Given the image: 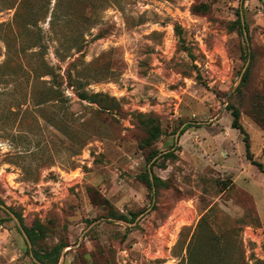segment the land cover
<instances>
[{
	"label": "rangeland",
	"instance_id": "374dc122",
	"mask_svg": "<svg viewBox=\"0 0 264 264\" xmlns=\"http://www.w3.org/2000/svg\"><path fill=\"white\" fill-rule=\"evenodd\" d=\"M263 86L264 0H0V264H261Z\"/></svg>",
	"mask_w": 264,
	"mask_h": 264
},
{
	"label": "trees",
	"instance_id": "16d2710c",
	"mask_svg": "<svg viewBox=\"0 0 264 264\" xmlns=\"http://www.w3.org/2000/svg\"><path fill=\"white\" fill-rule=\"evenodd\" d=\"M236 23L238 25H240L241 24L240 19H237ZM248 72H249V65L247 66V68H246V70L242 76L240 84L237 86V88L235 89L233 94L242 93V87L246 83V80L248 77ZM100 95L101 94L88 95L85 92L79 93V97L81 99L90 100L91 102H98L102 105L101 102L104 100V98H98ZM253 100H254V102L252 103L251 108L249 110L250 116L264 131V86L259 92H256L253 95ZM227 109L231 112V116H232L231 126L234 129H237L243 135V142H244V147H245V157L247 158V160L252 165H256L259 169H262V163L255 160L253 158L252 152L250 151L249 135L240 122V115H241L240 108L234 104H229ZM139 115H140L139 124L143 128V130L145 131V136L142 139L140 145L144 150H146L147 152L149 151V154L147 156V160L150 161L153 157H155L156 155H158L160 153L158 150L153 149L152 147H153V144L158 140V138L161 134V127H160V124L156 118H154L150 115H144V114H139ZM189 125L190 124H186L182 128L180 133H183L187 129V127H189ZM161 158L163 160L174 159L175 158V150H168L167 152L158 156L155 161H158ZM155 163L156 162H153L152 166ZM144 180H145V183L147 184V186L149 188L151 187L152 192H154L155 191V189H154L155 185L159 181V178H157L156 176H153V179H151L150 173L148 171V173L146 172L144 174ZM0 203L4 204V201L1 198V196H0ZM10 210L19 219L21 225L23 226L25 232L27 233L29 240L31 242L35 243V241L39 235L38 232L33 227L28 228L24 225L23 220H22V216L20 213L14 211L12 208H10ZM4 212H6V211L4 210ZM113 215H115V214H113ZM118 217L126 218L125 216H122V215L118 216ZM65 246H66V243H61V244L56 245L55 247H53L49 251L40 252L38 250H34L33 253H34V256L36 257V259L38 261H40L44 264H55V263H58L59 258L61 256L62 248ZM261 264H264V260L261 262Z\"/></svg>",
	"mask_w": 264,
	"mask_h": 264
},
{
	"label": "water",
	"instance_id": "95a60500",
	"mask_svg": "<svg viewBox=\"0 0 264 264\" xmlns=\"http://www.w3.org/2000/svg\"><path fill=\"white\" fill-rule=\"evenodd\" d=\"M243 29H244V23H243ZM245 34H246V32H245ZM149 173H150V177L152 179V171H151V169H149ZM0 208L4 209L13 218L15 223L18 225V228L22 232L23 236L25 237V239L27 240V242L30 245V241H29V238L27 236V233L25 232V230H24L23 226L21 225V223H20L19 219L17 218V216L13 212H11L8 208H6L4 205H2V204H0ZM118 221L119 222H124V221H120V220H118ZM124 223H126V222H124Z\"/></svg>",
	"mask_w": 264,
	"mask_h": 264
}]
</instances>
